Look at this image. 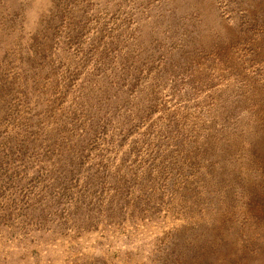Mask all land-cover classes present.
Returning <instances> with one entry per match:
<instances>
[{
	"label": "rangeland",
	"instance_id": "1",
	"mask_svg": "<svg viewBox=\"0 0 264 264\" xmlns=\"http://www.w3.org/2000/svg\"><path fill=\"white\" fill-rule=\"evenodd\" d=\"M0 264H264V0H0Z\"/></svg>",
	"mask_w": 264,
	"mask_h": 264
}]
</instances>
